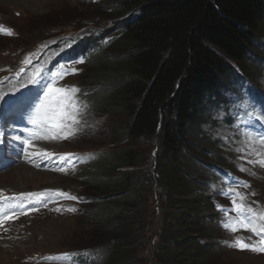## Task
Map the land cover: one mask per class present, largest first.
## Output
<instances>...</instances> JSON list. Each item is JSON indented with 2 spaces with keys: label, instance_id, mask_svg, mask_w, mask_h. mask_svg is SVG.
I'll use <instances>...</instances> for the list:
<instances>
[{
  "label": "trees",
  "instance_id": "1",
  "mask_svg": "<svg viewBox=\"0 0 264 264\" xmlns=\"http://www.w3.org/2000/svg\"><path fill=\"white\" fill-rule=\"evenodd\" d=\"M104 3L90 5L97 13L84 18H98L104 27L93 25L98 31L81 36L70 50L89 55L102 46L100 56L88 58L96 80L83 89L84 99L100 115L124 119L109 120L124 144L95 153L96 173L86 175L98 193L85 207L101 236L92 247L95 263L210 264L219 216L205 192L209 178L233 170L204 126L215 122V110L229 109L232 95L245 91L241 74L261 75L264 0ZM101 78L105 83L96 84ZM145 139L156 150L150 168L138 149ZM158 188L177 212H165L154 252L139 259V238L147 237L149 248L153 240L147 234L149 198Z\"/></svg>",
  "mask_w": 264,
  "mask_h": 264
},
{
  "label": "rangeland",
  "instance_id": "2",
  "mask_svg": "<svg viewBox=\"0 0 264 264\" xmlns=\"http://www.w3.org/2000/svg\"><path fill=\"white\" fill-rule=\"evenodd\" d=\"M106 1L0 0V25L9 27L8 30H11L13 35V37L0 35V76L4 77L0 79V83L3 84L0 91L8 96L13 91L18 93L12 98L24 97L25 92L32 94L33 97L38 92V98H41L42 85L52 79V73H61L65 70L68 74L63 79H58L54 86H76L79 89L92 86L96 79L90 72L89 63H84L82 58L60 62L53 70L51 64L62 51V48L60 49L62 44L75 40L82 33L89 34L92 29L98 31L93 25L104 27L98 18L94 19L95 22H92L91 18H84L97 13V10L89 7L90 5L105 4ZM77 17H81V20L74 19ZM86 22L88 23L85 24ZM65 48L64 44L63 49ZM29 54H33L32 63L36 62L38 67L45 70L40 84L27 83L35 70L32 68V63L24 64V67L27 66L26 72L17 75L22 68V61ZM111 59L117 60V57L112 55ZM239 65L244 68L242 64ZM105 80L106 78H101L96 84H103ZM251 80L256 85L250 93H246V99L229 109L215 110L212 118L215 122L204 126L219 145L218 156L236 172L234 174L233 171L228 170L224 176L216 175L217 178H209V188L205 192L213 196L211 205L222 214V220L214 230L211 240L218 245V250L214 252V260L210 264H264V251L231 246L237 239H241L253 247H260L264 233L256 235L243 228L232 232L222 226L225 222L239 223L240 217L232 211V199H236L237 204L250 205L258 215H264V165L259 163L264 159V148L258 144L248 146L251 144L248 141L249 133L252 136L264 135L263 69L258 79L251 78ZM247 83L244 79L245 88ZM22 84L25 86L21 87ZM77 95L87 108L81 116V122L75 126L79 129L76 134L69 136L68 139L34 141L32 139L35 145L29 148L33 152L48 151L54 154L53 157L47 159L36 156L38 164L29 163L31 158L28 159L29 162H25L24 157L19 158L20 164L14 166L17 164L14 162L12 163L14 167L0 173V193L3 194L0 197L3 196L1 202H5V204L0 203V214L9 216L6 204L12 196H16L28 205V207L24 206V216L6 226L4 232H0V264H75L72 258L74 255L90 253L93 245L101 240V236L95 232L96 222L85 213L89 198L98 195L94 185L86 178L87 174L96 173L95 166H92L96 160L93 159L90 164L84 165L93 154L113 150L124 144L114 137L109 123L111 120L120 124L124 119L100 115L90 104L81 100L79 93ZM5 103L6 101L0 105V111ZM23 103L18 101L15 106L20 108ZM257 118L259 120L256 123ZM11 126V122L5 123V130L1 135L4 138L3 147L9 145L7 142L10 139L6 138L5 131L11 129ZM0 127L4 126L0 124ZM65 131L69 132L70 129L66 128ZM18 136L23 138L21 132ZM28 138L29 135L24 139ZM138 149L147 158L150 168L155 148L149 144L148 139H145L141 140ZM65 154L72 155L60 162L59 157ZM248 161H256V163H248ZM61 168H64V171H60ZM241 168L244 171H241ZM245 183L248 187H243ZM231 190L239 191L244 199L234 197ZM36 193L38 195L34 197ZM198 193L196 192L195 195ZM155 194L156 196L152 197L151 194L149 198L148 221L151 223L150 232L147 233L148 235L153 233L154 244L152 240L149 248L146 244L147 237L139 238V259L154 252L155 241L164 226L165 212H177L175 208L167 205L165 192L158 188ZM69 196L77 199H69ZM38 204L39 206H36ZM130 211L135 212L134 209ZM168 221L170 222V219ZM5 225L6 219L0 226ZM140 226L141 224L137 225L138 228ZM260 226L257 224V227ZM67 253L71 254L64 258L60 257L61 254Z\"/></svg>",
  "mask_w": 264,
  "mask_h": 264
},
{
  "label": "snow or ice",
  "instance_id": "3",
  "mask_svg": "<svg viewBox=\"0 0 264 264\" xmlns=\"http://www.w3.org/2000/svg\"><path fill=\"white\" fill-rule=\"evenodd\" d=\"M0 34L12 35V32L11 30L5 31L2 26H0ZM32 55L33 54H29V56L26 57L22 63L25 65L31 64ZM80 62L82 63L83 61ZM44 71L45 70L42 67H37L28 78L27 83L29 85L40 84ZM25 72L26 68H21L17 75L19 76ZM73 72H75V70H73ZM67 74L68 72L66 70L61 73H52V79L42 85V97L27 115V122L33 127L26 129L29 134V138L21 141L25 149L28 147H34L32 144L33 138L50 140H56L58 138L68 139L69 136L75 135L79 130L75 126L81 122V116L87 108V105L83 104L77 95L80 93V89L76 86H54L57 84L58 79H63V77ZM24 86L25 85L23 84L21 85V87ZM0 99H2V97H0ZM64 128H68L70 131L63 132L62 129ZM39 133H43V135H39ZM17 139L20 138L17 137ZM248 141L251 142V144H248L249 147H251L252 144H258L264 148V135L252 136L251 133H249ZM241 151H243V149H241ZM257 154L260 155V153ZM32 155L43 156L44 158L51 159L54 154L48 151H40L34 152ZM71 155L72 154H65L64 156H60V162H63L66 157H71ZM248 163H256V161H248ZM259 163L264 165V159H261ZM59 170L64 171V168ZM240 170L244 171L243 168ZM243 187H248V185L245 183ZM231 191L234 197L241 200L244 199L239 191ZM60 194L66 195L63 193ZM253 195H255V193H253ZM68 198L73 200L77 199V197L72 196H69ZM231 204L232 211L237 213L238 217H240V220L238 224L233 222L223 223L222 226L225 229L236 232L239 231L240 228H243L244 230L250 231L256 235L264 233V215H258L250 205L246 206L244 204H237L236 199H232ZM69 211H75V209H69ZM8 218H10V216H4L0 214V224H2L3 221ZM257 224H260L261 226L257 227ZM260 245V247H253L252 245L245 243L243 240L237 239L231 246L240 249L251 248L253 251H264V239L260 241ZM61 255L66 256L67 254Z\"/></svg>",
  "mask_w": 264,
  "mask_h": 264
},
{
  "label": "bare ground",
  "instance_id": "4",
  "mask_svg": "<svg viewBox=\"0 0 264 264\" xmlns=\"http://www.w3.org/2000/svg\"><path fill=\"white\" fill-rule=\"evenodd\" d=\"M47 4V3H46ZM3 86V84L2 83H0V88ZM16 95H18V93H15L14 91L11 93V97H14V96H16ZM9 96V97H10ZM0 97H2V99H0V105L3 103V102H5L6 101V99H7V97H8V95H5L2 91H0ZM66 130V129H65ZM255 130V129H254ZM256 131H257V129H256ZM254 133V132H253ZM41 142V141H40ZM46 142V141H45ZM44 142V143H45ZM16 174V173H15Z\"/></svg>",
  "mask_w": 264,
  "mask_h": 264
}]
</instances>
